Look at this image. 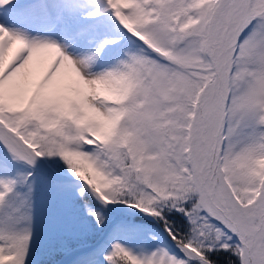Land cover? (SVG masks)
I'll use <instances>...</instances> for the list:
<instances>
[{"label": "snow or ice", "instance_id": "1", "mask_svg": "<svg viewBox=\"0 0 264 264\" xmlns=\"http://www.w3.org/2000/svg\"><path fill=\"white\" fill-rule=\"evenodd\" d=\"M33 258L264 264V0H0V264Z\"/></svg>", "mask_w": 264, "mask_h": 264}, {"label": "bare ground", "instance_id": "2", "mask_svg": "<svg viewBox=\"0 0 264 264\" xmlns=\"http://www.w3.org/2000/svg\"><path fill=\"white\" fill-rule=\"evenodd\" d=\"M18 47V44H14L12 49L9 52V56L11 55V52L15 51V48ZM39 55V54H38Z\"/></svg>", "mask_w": 264, "mask_h": 264}, {"label": "trees", "instance_id": "3", "mask_svg": "<svg viewBox=\"0 0 264 264\" xmlns=\"http://www.w3.org/2000/svg\"><path fill=\"white\" fill-rule=\"evenodd\" d=\"M33 264H38L37 260Z\"/></svg>", "mask_w": 264, "mask_h": 264}]
</instances>
